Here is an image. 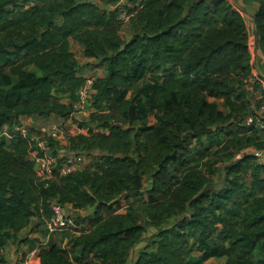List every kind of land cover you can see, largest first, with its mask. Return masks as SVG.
I'll use <instances>...</instances> for the list:
<instances>
[{"label": "trees", "instance_id": "16d2710c", "mask_svg": "<svg viewBox=\"0 0 264 264\" xmlns=\"http://www.w3.org/2000/svg\"><path fill=\"white\" fill-rule=\"evenodd\" d=\"M122 1L137 0H0V264L14 233L50 218L52 201L92 214L77 217L78 235L62 237L67 249H41L42 264H207L222 255L225 264H264V165L240 157L264 148V120L245 125L264 92L255 105L247 99L244 18L230 0H145L125 41ZM243 4L259 5L253 20L264 54V0ZM71 41L106 71L94 80L86 122L99 131L69 139L92 162L45 187L27 141L1 134L22 117L70 118L89 79ZM148 76L156 82L144 95ZM142 101L155 120L145 134L128 126ZM203 138L210 144L196 155L192 142ZM143 195L146 203L122 212V197ZM149 228L156 234L132 259Z\"/></svg>", "mask_w": 264, "mask_h": 264}, {"label": "built area", "instance_id": "2783aa9c", "mask_svg": "<svg viewBox=\"0 0 264 264\" xmlns=\"http://www.w3.org/2000/svg\"><path fill=\"white\" fill-rule=\"evenodd\" d=\"M145 0H137L136 3L122 1L123 9L121 10L118 20L121 24H128L130 19L143 8ZM233 9L244 19L246 17L244 9L239 6L235 0H230ZM31 6L34 3L30 4ZM249 49L251 53L252 76L247 80V84L258 80L262 83L257 68L254 66V59L258 51V43L249 40ZM94 78H89L85 86L80 90L78 101L74 105L73 113L70 118L62 123L31 129L23 125L14 127L15 134L3 132L8 138L16 136L22 137L28 144V159L33 162L35 174L38 182L45 187L55 180L57 176L65 177L70 174L81 171L87 163V155L81 152H75L69 148V139L79 134H84L83 129L76 124V116L87 113L91 104V96L94 94ZM254 119L262 122L264 120V106L253 109ZM78 120V119H76ZM254 162L257 165H264V148L255 149L252 153ZM51 216L45 220V230L51 237L58 233L67 232L71 235H78L81 227L77 224V212L71 206H64L56 201L51 202ZM67 249L68 246H62Z\"/></svg>", "mask_w": 264, "mask_h": 264}, {"label": "crops", "instance_id": "0c3cea01", "mask_svg": "<svg viewBox=\"0 0 264 264\" xmlns=\"http://www.w3.org/2000/svg\"><path fill=\"white\" fill-rule=\"evenodd\" d=\"M236 3L241 6L246 14V17L244 19L247 32L249 35V40L254 41L255 43H258V34L256 32V27L254 24L253 17L259 10L258 4L253 5H244L243 0H235ZM107 9L112 10L113 7H107ZM88 64H93L92 59H87ZM100 65V63H99ZM104 71V66L100 65ZM254 66L257 68V74L259 75L260 79L262 80V83L258 80H254L253 83L247 84L245 87V90L247 92V99L251 102V97H256V100L261 99L262 92H264V54L259 49L258 45V51L257 55L254 59ZM252 69V68H251ZM92 65L86 69L87 73H91ZM95 73V71H93ZM82 76L89 78L85 72L80 73ZM106 74V71H105ZM99 76L98 74L94 75L98 78H103L105 76ZM98 75V76H97ZM94 76H91V78H96ZM252 103V102H251ZM253 104V103H252ZM68 120V119H67ZM255 120L257 125H261L262 122L258 121L257 119L248 118L245 122V125H251ZM66 121V119H63L58 116H51L49 118H41V117H22L18 120L17 124H14L13 126L6 125L4 127V132H10V128H14L16 125H23L26 127H29L31 129H38V125H44V127H48L51 125L59 124ZM9 133V134H10ZM255 151V148H250L244 151L240 154V157H242L245 154L252 155V153ZM76 214L78 217L86 218L92 214V209H83V210H76ZM84 213V215H83ZM86 214V215H85ZM60 234V233H58ZM55 234L51 237L48 236V232L45 230V221L43 219H39L37 217H34L31 219L30 224L28 227L23 229L22 231H19L17 233H14L12 239L8 242L4 250L2 251V256L6 260L8 264H14L15 262L24 260L25 264H42L41 259L39 257V253L41 249L49 247L51 244L54 243H60L62 236L60 237V240H57V235ZM64 235V234H61ZM61 246H68V240L64 239L63 242L60 243Z\"/></svg>", "mask_w": 264, "mask_h": 264}, {"label": "rangeland", "instance_id": "374dc122", "mask_svg": "<svg viewBox=\"0 0 264 264\" xmlns=\"http://www.w3.org/2000/svg\"><path fill=\"white\" fill-rule=\"evenodd\" d=\"M121 35H122V37H123V39L125 41H128L130 39L131 32H130L129 27H128L127 24L123 25V27L121 29ZM71 50L74 53V55H75V57H76V59L78 61L79 73L85 72V74H87L89 76V78H91V76H94L96 74H98L99 76H103L105 74L104 69L99 65L100 62L95 61V60H93L92 61L93 64H91L92 65L91 73H87L86 69H88L91 65L87 63L88 60L84 57L82 47L79 46L77 43L71 41ZM93 71H95V73ZM94 77H96V76H94ZM96 78H98V77H96ZM155 78L156 77H154V76H148L145 79V81H143L141 83L140 86L143 88V94L144 95L147 94L150 91V86L153 85L154 82H156ZM3 81H4L5 84H6V82H8V80H6L4 78H3ZM10 83H11V80H9V84ZM251 100H252L251 102L254 105L258 101V100H256V97H251ZM210 101L213 102L214 100L210 99ZM217 104H218V106H219V108L221 110H224L223 102L221 100H218ZM139 106H140L139 107V114L132 119V121L128 124V126L131 127L134 130V132L141 131L142 134H145V133L150 132V130L155 126V120H154V116L151 113H147V111L145 109L146 107H145L143 101L140 103ZM90 114H91V110L88 109L86 115L85 114L78 115V116H76V119H78V120L75 119L76 124H80V123L84 122L83 126H86V129L83 130L84 133H86L89 129H91L92 131H95V132L99 131V129H97V127H95V126H91V127L87 126L86 122L88 121ZM36 117H38V116H36ZM42 127H44V125H40V124L38 125V128H42ZM225 130H227V132H235L236 128H228V129L226 128ZM15 133L16 132L14 131V129H12L10 134L13 135ZM228 135L230 136L231 134L228 133ZM4 137L6 138V136H4ZM223 138H225V136H223ZM192 143H193V147H194L195 152H197L196 155H199V154H201L203 152V148L205 146H207L208 144H210V141H208L205 138H203L202 141L199 142V143H197L195 141H193ZM216 144H218V141L214 143V146H216ZM202 146H204V147H202ZM93 158H94V156H88L87 157V163H86L85 167L88 166L92 162ZM218 166H220V165H217V167ZM214 178H215V182L217 184L216 186L219 187L221 185V176H215ZM143 185H144L145 190L147 191L150 188V185H151L150 178L145 177ZM146 195H143V196H141L139 198H135L137 200H135L134 198L130 199V200H127L125 197H122L121 198V202H122V205L124 207L122 212L125 211V208L127 207L126 205H129L131 203L136 204L137 206H140V205L146 203L147 202V196ZM83 215H84V213H83ZM80 218L83 219L82 216ZM175 222H176V220L172 221L171 223H169V225H172ZM61 234H64V235H61ZM67 234H69V233L63 232V233L58 234L57 235V240L59 241L60 237L65 236ZM155 234H156V230L154 228H149L148 229L147 234L144 236V240L139 245V247L135 251V253H133L132 259H135L137 257L138 252L141 249H143L147 245L148 242H150V240L152 239V237ZM225 263H226V257L224 255H222V257H220L218 259L210 260L207 264H225Z\"/></svg>", "mask_w": 264, "mask_h": 264}]
</instances>
